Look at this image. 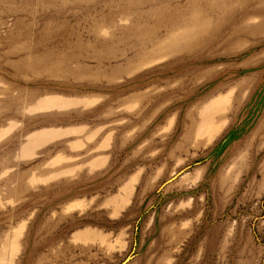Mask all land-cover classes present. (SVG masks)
Masks as SVG:
<instances>
[{"label": "rangeland", "instance_id": "obj_1", "mask_svg": "<svg viewBox=\"0 0 264 264\" xmlns=\"http://www.w3.org/2000/svg\"><path fill=\"white\" fill-rule=\"evenodd\" d=\"M0 264H264V0H0Z\"/></svg>", "mask_w": 264, "mask_h": 264}]
</instances>
